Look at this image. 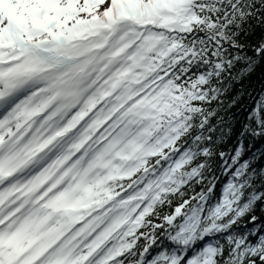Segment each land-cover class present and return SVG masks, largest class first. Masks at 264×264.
<instances>
[{
	"label": "snow or ice",
	"instance_id": "6c2138e0",
	"mask_svg": "<svg viewBox=\"0 0 264 264\" xmlns=\"http://www.w3.org/2000/svg\"><path fill=\"white\" fill-rule=\"evenodd\" d=\"M261 68L264 0H0V264H264Z\"/></svg>",
	"mask_w": 264,
	"mask_h": 264
},
{
	"label": "trees",
	"instance_id": "16d2710c",
	"mask_svg": "<svg viewBox=\"0 0 264 264\" xmlns=\"http://www.w3.org/2000/svg\"><path fill=\"white\" fill-rule=\"evenodd\" d=\"M246 92L242 96L241 103L243 108L238 105L232 111L236 113V120L234 126L237 130L240 129V125L245 121L248 112L254 107V100L258 98L259 93H264V68L257 69L256 72L244 81ZM239 88V85H237ZM243 91V89H241ZM239 109V110H237ZM233 145L232 140L222 142L218 145V150L228 151ZM255 149L264 150V138H260L254 141Z\"/></svg>",
	"mask_w": 264,
	"mask_h": 264
}]
</instances>
